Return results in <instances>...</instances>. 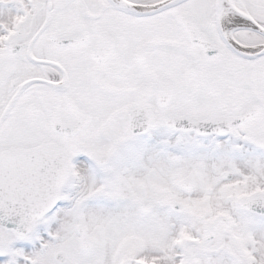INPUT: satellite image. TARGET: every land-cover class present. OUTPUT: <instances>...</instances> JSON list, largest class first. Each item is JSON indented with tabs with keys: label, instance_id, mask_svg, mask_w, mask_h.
I'll use <instances>...</instances> for the list:
<instances>
[{
	"label": "snow or ice",
	"instance_id": "1",
	"mask_svg": "<svg viewBox=\"0 0 264 264\" xmlns=\"http://www.w3.org/2000/svg\"><path fill=\"white\" fill-rule=\"evenodd\" d=\"M0 264H264V0H0Z\"/></svg>",
	"mask_w": 264,
	"mask_h": 264
}]
</instances>
